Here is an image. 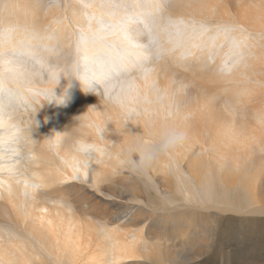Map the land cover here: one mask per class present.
<instances>
[{"label": "bare ground", "instance_id": "6f19581e", "mask_svg": "<svg viewBox=\"0 0 264 264\" xmlns=\"http://www.w3.org/2000/svg\"><path fill=\"white\" fill-rule=\"evenodd\" d=\"M78 1L74 34L56 20L35 27L30 1H1L0 264H264V0H177L168 12L164 0ZM55 27L71 56L54 59ZM167 52L171 63H157ZM46 65L63 74L65 105L39 95L52 86ZM97 89L102 98L79 97ZM161 127L184 139L131 168L130 150ZM179 185L193 201L258 217L241 228L245 244L229 250L177 218L151 223L182 207Z\"/></svg>", "mask_w": 264, "mask_h": 264}, {"label": "rangeland", "instance_id": "374dc122", "mask_svg": "<svg viewBox=\"0 0 264 264\" xmlns=\"http://www.w3.org/2000/svg\"><path fill=\"white\" fill-rule=\"evenodd\" d=\"M1 1L2 0H0V5H1ZM26 1H30L31 3H33L34 4L33 6L35 7V9L37 11H39V13H38L39 14V17H38L39 18V20H38L39 25L35 26V27H41L42 26L46 30L47 29L50 30L53 28L52 25L55 23V21H53V20H56L57 22L55 24L57 25V23H58V25H59L58 27H60L61 25L67 24V23L70 24L73 34L80 30L79 27H75V25L73 23V17L71 18L72 15H71V11H70L75 6L76 3L81 4V3H79L78 0H76V1L75 0H26ZM195 1L196 0H192V2H195ZM239 1H241V2H239ZM246 1L245 0H231V6H232L231 8H234V5L237 6V5L244 4V2H246ZM117 2H118V0H117ZM175 2L178 3L177 0H164L160 4L161 5L160 7L163 8L164 12H168V10L171 9L170 7H173L174 4H176ZM235 3H237V4H235ZM36 6L38 8H36ZM81 6H83V5H80V8H82V9L84 7L86 8L85 5L83 7H81ZM125 6L129 7L128 4H126ZM158 8H159V5H158ZM53 10L58 11L56 16L57 17L59 16V17L57 18L55 16L53 19H49L48 14ZM62 11L64 12V15H63ZM46 20H48L51 23L45 25ZM43 22H44V24H43ZM207 22L208 23L216 22V20L214 18H210V19H207ZM58 27H55L54 28L55 30L54 29L52 30V33H54L53 36L55 35V39H57L56 40L57 44H56L55 49L58 50L57 51L58 53H56V54L59 55V57L57 55H55V58H54L55 60H57V58L60 59V57L64 54H66V52L70 53L68 56H71V54L73 53L72 48L69 47V46H72L71 41L70 42L65 41L63 43L62 42L63 40L62 41L59 40V37H58L59 31L57 32ZM213 28H214V26L210 27L208 29V32H210ZM74 30H75V32H74ZM71 37H72V35L69 38H71ZM258 40H259V42L264 43V37L261 36L258 38ZM61 46H62L63 50L61 49ZM66 49H67V51H66ZM59 50H61V51H59ZM172 54H174V52ZM170 55H171L170 52H167L165 54L163 53V56L159 57L158 60H156V62L157 63H161V62L163 63V61H167V62L171 63L170 60H172V56H170ZM196 55L198 56L197 52L195 53V56L189 55L188 57L183 58V62H185L183 64L184 65L183 67H186V68H184V69L183 68H177L178 65L175 66V68H177L179 70V72L177 73L178 76H181L182 74L185 76H189V71L192 68L196 67L195 64H197V62L201 58V56L197 58ZM168 57H169V59H168ZM214 63H215V61H211V63L207 62L204 64V68L209 67L210 68L209 70H212V68L214 67ZM39 83L41 84L42 81H39ZM191 85H189V88H187L185 94L188 95V93H190L194 89L193 84H191ZM99 92H100V89L99 90L97 89L92 94L91 93H83V94L81 93V94H79V97L80 98H82V97L87 98L88 96H91L93 99H94V97L95 98H102V96L99 95L100 94ZM97 93H99V94H97ZM218 93L219 94H215L216 97L214 96V100H213L214 102H212V103L213 104L215 103L214 105L218 106L219 107L218 109L221 112H223L225 107L221 104V99H220L221 93H220V91ZM135 170H137V169H135ZM182 177L184 178L185 176L182 175ZM185 189L186 188L184 186L179 185V194H181V195L178 194V197L183 200V201L179 202V203H181L182 207H179L178 210L175 209V206H176V203H175V204L169 205L170 209H169V211H167V214L166 213L163 214L160 211H157V215L152 217L151 223L163 225L165 222L172 221L173 219L177 218L176 220L177 221L181 220L184 223V225L186 226V228H188V229H197L198 228L199 232L200 231L203 232V230H205V229H207V231H208V229H210L212 231V235L215 234L214 236H215L216 243H218V245L222 244L225 247L230 246L229 250H231V248L233 249L235 246H238L240 243L245 244L246 236L244 234V230H245L244 227L248 226V224L251 225L252 223H258L256 221V220L259 221L258 217H256L257 219L256 218H246V217H243L241 215H236L231 211H226L225 209L222 208L223 206H221V205L219 207L218 206L211 207L212 204H210V203L203 204L205 202L202 200H198V201L194 200L193 201L191 196H189V197L185 196ZM189 199H192V200H189ZM147 217H149V215H147ZM161 217H162V219H161ZM241 228H243L244 230ZM214 230H217V231H214ZM242 231H243V233H241ZM202 232H200V233H202ZM236 233H238V234H236ZM240 233L244 234V235L242 236ZM240 238H241V240H240ZM237 243H238V245H237Z\"/></svg>", "mask_w": 264, "mask_h": 264}, {"label": "clouds", "instance_id": "9594fccd", "mask_svg": "<svg viewBox=\"0 0 264 264\" xmlns=\"http://www.w3.org/2000/svg\"><path fill=\"white\" fill-rule=\"evenodd\" d=\"M45 74H47V79H45ZM61 75L63 74L54 66H43V77L47 84L52 85L51 87L41 89L39 92L40 97L46 103L55 102L57 105H65L69 100L70 97L67 88L60 96H57L55 92V89L59 85ZM137 114L131 111L129 112V117L131 118ZM183 139L184 133L176 129L161 127L153 134L152 139L146 142L141 141L137 147L130 150L128 163L133 169H141L147 166L151 160L158 158L160 155L167 154L177 144L181 143ZM133 155L138 156V159L131 158Z\"/></svg>", "mask_w": 264, "mask_h": 264}]
</instances>
